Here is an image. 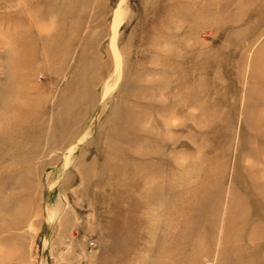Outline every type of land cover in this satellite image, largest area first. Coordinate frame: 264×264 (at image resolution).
Instances as JSON below:
<instances>
[{"label":"rangeland","instance_id":"374dc122","mask_svg":"<svg viewBox=\"0 0 264 264\" xmlns=\"http://www.w3.org/2000/svg\"><path fill=\"white\" fill-rule=\"evenodd\" d=\"M0 264H264V0H0Z\"/></svg>","mask_w":264,"mask_h":264},{"label":"bare ground","instance_id":"6f19581e","mask_svg":"<svg viewBox=\"0 0 264 264\" xmlns=\"http://www.w3.org/2000/svg\"><path fill=\"white\" fill-rule=\"evenodd\" d=\"M116 55H118V54H116ZM115 57H117V56H115ZM115 59H116V58H115ZM116 62H117V61H116ZM119 62H120V60L117 62V63H118V65H117L118 68H120V67H119ZM116 69H117V67H116Z\"/></svg>","mask_w":264,"mask_h":264},{"label":"built area","instance_id":"2783aa9c","mask_svg":"<svg viewBox=\"0 0 264 264\" xmlns=\"http://www.w3.org/2000/svg\"><path fill=\"white\" fill-rule=\"evenodd\" d=\"M90 245L92 246L93 244H92V243H90Z\"/></svg>","mask_w":264,"mask_h":264}]
</instances>
